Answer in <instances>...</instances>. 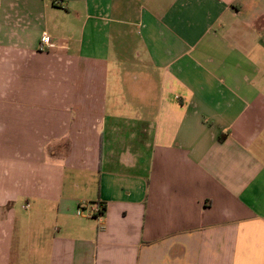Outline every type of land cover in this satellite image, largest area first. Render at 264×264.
<instances>
[{
    "label": "crops",
    "instance_id": "crops-1",
    "mask_svg": "<svg viewBox=\"0 0 264 264\" xmlns=\"http://www.w3.org/2000/svg\"><path fill=\"white\" fill-rule=\"evenodd\" d=\"M0 264H264V0H0Z\"/></svg>",
    "mask_w": 264,
    "mask_h": 264
},
{
    "label": "built area",
    "instance_id": "built-area-1",
    "mask_svg": "<svg viewBox=\"0 0 264 264\" xmlns=\"http://www.w3.org/2000/svg\"><path fill=\"white\" fill-rule=\"evenodd\" d=\"M57 43L50 36L48 32H43L41 36V49H51L54 48ZM27 207V206H24ZM104 205L100 202L84 203L80 205L77 209L78 215H86L89 217H95L102 220L104 217Z\"/></svg>",
    "mask_w": 264,
    "mask_h": 264
},
{
    "label": "trees",
    "instance_id": "trees-1",
    "mask_svg": "<svg viewBox=\"0 0 264 264\" xmlns=\"http://www.w3.org/2000/svg\"><path fill=\"white\" fill-rule=\"evenodd\" d=\"M103 210L105 211V210H106V208L104 207V208H103Z\"/></svg>",
    "mask_w": 264,
    "mask_h": 264
},
{
    "label": "rangeland",
    "instance_id": "rangeland-1",
    "mask_svg": "<svg viewBox=\"0 0 264 264\" xmlns=\"http://www.w3.org/2000/svg\"><path fill=\"white\" fill-rule=\"evenodd\" d=\"M135 75V74H134ZM136 75L138 76V73H136ZM137 82V81H136Z\"/></svg>",
    "mask_w": 264,
    "mask_h": 264
}]
</instances>
